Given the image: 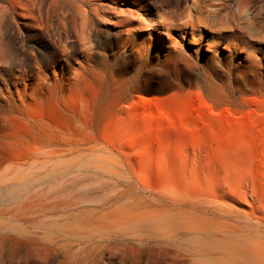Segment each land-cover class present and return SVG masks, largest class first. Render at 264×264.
Listing matches in <instances>:
<instances>
[{
	"label": "rangeland",
	"instance_id": "1",
	"mask_svg": "<svg viewBox=\"0 0 264 264\" xmlns=\"http://www.w3.org/2000/svg\"><path fill=\"white\" fill-rule=\"evenodd\" d=\"M248 3L251 19L234 20ZM193 4L0 0V161L90 127L155 178L179 152L206 148L264 182V0H229L215 19ZM98 6L110 14L97 22ZM20 250L0 246V264Z\"/></svg>",
	"mask_w": 264,
	"mask_h": 264
},
{
	"label": "bare ground",
	"instance_id": "2",
	"mask_svg": "<svg viewBox=\"0 0 264 264\" xmlns=\"http://www.w3.org/2000/svg\"><path fill=\"white\" fill-rule=\"evenodd\" d=\"M228 2L194 0L193 7L215 19ZM94 13L96 21L110 14L102 6ZM231 14L249 21L252 8ZM89 128L38 139L0 161V204L23 201L0 210V246L24 251L8 255V264H49L55 256L60 264H264L258 175L193 148L155 178L135 165L134 154Z\"/></svg>",
	"mask_w": 264,
	"mask_h": 264
}]
</instances>
